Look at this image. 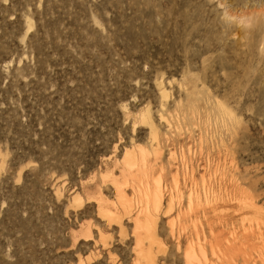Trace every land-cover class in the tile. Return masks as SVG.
<instances>
[{"label":"rangeland","instance_id":"rangeland-1","mask_svg":"<svg viewBox=\"0 0 264 264\" xmlns=\"http://www.w3.org/2000/svg\"><path fill=\"white\" fill-rule=\"evenodd\" d=\"M135 145L156 264L242 229L263 264L264 0H0V264H132Z\"/></svg>","mask_w":264,"mask_h":264},{"label":"bare ground","instance_id":"bare-ground-1","mask_svg":"<svg viewBox=\"0 0 264 264\" xmlns=\"http://www.w3.org/2000/svg\"><path fill=\"white\" fill-rule=\"evenodd\" d=\"M234 29H235V27H234ZM148 123L150 124V127H151V129H150L151 132H152L151 134H155L153 132V127H152L153 123H151L150 121H148ZM154 152H156V150L155 151L153 150V153ZM148 153L143 147H140L139 145H135V146H132L129 149H125L124 155H122L123 157H122V160L120 162L121 170H120L119 173L121 174L122 179L120 177V179H121L120 182H119L118 179H116V177H115V179H113V182H114L113 184H114V188H115V195H116V198H117L119 206L127 205L128 208H129V204H128V201H127V195H126V193L124 191V188H123L124 185L128 181H130L132 183L133 188H134V190L133 189L132 190L136 194L135 196H136V199H137V205L138 206H137L136 213L133 215V217H131V220H132V223H133L134 248H135V254H134L135 256H134L132 264H156V261H155L154 255H153L154 253L152 251V247L158 241L156 239V234L154 232L155 228H153V226H154L153 222H154V217H155L154 213L157 211V209H159L160 203L162 201L163 188L160 185V181L158 179H154V176L152 178V175H150V173H149V170H150L149 167L150 166L148 165V161H147L148 160L147 159L148 158L147 157ZM174 184L176 185V183H174ZM174 188H173V190H174ZM191 202H192V204L194 206L195 202H193V201H191ZM240 202H241V199H240ZM98 203H99L98 207H99L100 212L101 213H102V211L104 212V210H105L104 204L106 203V200L100 198ZM189 203H190V201H189ZM241 203L244 206L248 202L242 200ZM196 204H195V206H196ZM189 205L192 206L191 204H188L187 206H189ZM242 205L239 204L238 206L242 207ZM195 209H194V211H195ZM243 209H246V208L243 207ZM190 210H191V207H190ZM129 211H128V213H129ZM256 220L258 221L257 218H256ZM208 224H209V222H208ZM217 224H218V222H217ZM210 225H211V222H210ZM242 225H244V224H242ZM221 227H223V226H221ZM213 228L215 229V227H213ZM257 229L259 230V228H257ZM209 230H210V228L208 229V231ZM211 231H212V229H211ZM234 231H235V229H234ZM82 232H83L82 235L86 234L85 231H82ZM196 232H197V230H196ZM210 232L208 234H210ZM221 232H223V231H221ZM242 232H244L243 229H242ZM242 232H240L241 235L238 236L239 239L236 238L237 235L234 236V237H229V239L228 238L225 239L223 237V239L225 240V241L222 240V241H224L223 243L220 242V240H221L220 238H219L220 240H218V238H216V236H214L213 233H212V240L210 239L211 241L209 240L210 242L207 243L208 244V249L210 251V256L209 257L213 258V260L210 261L209 263H208V261H209L208 258H205V251H204L205 248H204V245H202V243H201V238H200V241H199L200 243H197L198 242V238L200 236L198 238H195V239H197L196 243L191 241V238L189 236L190 243L186 242L188 244H186L185 248H183L184 249L183 250L184 263L185 264H202V263H204V264H235L236 263L235 262L236 256H240V258H242L243 262L244 261L247 262V260L250 258L249 254H247V253L238 254V253H242V252L245 251L244 250L245 244H247L246 238H247L248 235L245 234L247 232V229H246L245 233L242 234ZM249 232H250V229H249ZM259 232L261 233L260 230H259ZM259 232H257V233L259 234ZM214 234H215V232H214ZM251 235H252V233H251ZM229 236H232V235H230V233H229ZM193 237H195V236H193ZM225 237H226V235H225ZM248 238H249V236H248ZM207 239H208V237H207ZM193 240H194V238H193ZM187 241H188V239H187ZM248 241H249V239H248ZM145 242H147V246H144ZM205 242H206V239H205ZM249 243L251 245L253 244V243H251V241H249ZM257 244H260V243L257 242ZM261 244L263 245L262 241H261ZM243 245H244V247H243ZM253 245H252V247H253ZM257 247L258 246H256V248ZM241 249H243V251ZM251 250H253V249H251ZM257 250H258V248H257ZM256 255H257V253H256ZM257 257L259 258L258 261L260 260L264 264V246L260 250V254ZM251 258H252V261H253L254 257L251 256ZM254 263H255V261H254Z\"/></svg>","mask_w":264,"mask_h":264}]
</instances>
